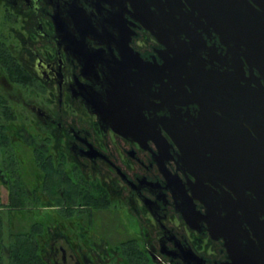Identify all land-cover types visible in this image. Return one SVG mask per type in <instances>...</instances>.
<instances>
[{
	"label": "flooded vegetation",
	"instance_id": "flooded-vegetation-1",
	"mask_svg": "<svg viewBox=\"0 0 264 264\" xmlns=\"http://www.w3.org/2000/svg\"><path fill=\"white\" fill-rule=\"evenodd\" d=\"M241 2L264 12V0H0L13 237L31 234L49 264H264L248 152L261 122L237 121L220 85L233 73L237 87L238 53L261 77L237 48Z\"/></svg>",
	"mask_w": 264,
	"mask_h": 264
},
{
	"label": "water",
	"instance_id": "water-1",
	"mask_svg": "<svg viewBox=\"0 0 264 264\" xmlns=\"http://www.w3.org/2000/svg\"><path fill=\"white\" fill-rule=\"evenodd\" d=\"M244 4V2L237 3V48L240 49L241 45L246 47V51L243 55L250 63L251 70L253 71L254 68H257L261 77H245L243 64H241V58L237 52V87L234 85L235 78L233 73H226L224 84L220 83V85L226 87L228 85L231 86L232 92L226 94V96L220 92L219 96L223 95L229 98L232 104L237 106V121L240 118V120L252 121L254 124L255 121L256 124H260L261 122L260 129L262 131L259 134L262 141L260 145L261 149L259 147H254L248 152L255 153L251 161L256 162L254 163L256 165L255 168L258 169V175L262 180L264 178V117L258 116V109L264 105V86L260 83V81H264V12L255 13L252 11L251 7H247ZM196 54L197 52H194V58H196ZM201 74L202 72L200 71L193 73V80L197 82L195 87L197 89H201L202 87L204 92L205 87L208 85L205 84L203 76L197 77ZM213 82H217V80L214 79ZM209 98L211 99L212 95H210ZM235 98H237V102L234 101ZM240 136L241 139H247L248 137L245 135ZM242 145H244V142H242ZM257 154H260V156H256ZM251 175L256 178L253 180L255 182L252 185H254L257 192H262L264 195V182H261L255 174ZM240 201H245V198H240ZM225 223L226 228L228 225H234L230 222Z\"/></svg>",
	"mask_w": 264,
	"mask_h": 264
},
{
	"label": "trees",
	"instance_id": "trees-1",
	"mask_svg": "<svg viewBox=\"0 0 264 264\" xmlns=\"http://www.w3.org/2000/svg\"><path fill=\"white\" fill-rule=\"evenodd\" d=\"M9 240L4 237V223L0 215V264H49L40 253V248L32 243V235L28 233L18 234L13 237L12 231H8ZM16 239V240H14Z\"/></svg>",
	"mask_w": 264,
	"mask_h": 264
},
{
	"label": "rangeland",
	"instance_id": "rangeland-1",
	"mask_svg": "<svg viewBox=\"0 0 264 264\" xmlns=\"http://www.w3.org/2000/svg\"><path fill=\"white\" fill-rule=\"evenodd\" d=\"M6 186H4L1 182H0V201H1V204H6L7 201H8V197H7V193H6V190H5ZM2 204V205H3ZM3 211V209L1 210ZM0 215L2 216V219H3V223H4V237H5V240L8 241L9 240V236H8V231L10 229V225L13 221V218L9 216V214H5V213H0ZM26 221H30V219H26ZM5 264H9L8 260L5 261Z\"/></svg>",
	"mask_w": 264,
	"mask_h": 264
}]
</instances>
